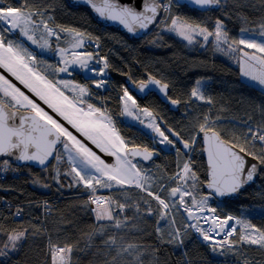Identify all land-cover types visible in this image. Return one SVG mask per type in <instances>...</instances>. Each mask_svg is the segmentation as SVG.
Returning <instances> with one entry per match:
<instances>
[{"label":"snow or ice","instance_id":"6c2138e0","mask_svg":"<svg viewBox=\"0 0 264 264\" xmlns=\"http://www.w3.org/2000/svg\"><path fill=\"white\" fill-rule=\"evenodd\" d=\"M83 2L90 5L100 17L119 21L130 34L136 33L138 29L147 30L151 25L157 27L167 25V31L176 33L188 45L198 43L197 36L203 39L204 44L201 46L208 44L209 38L214 37L211 46L224 54L239 53L238 62L243 76L264 90V55H256V52L264 54V43H256L252 38L231 40L225 30L226 26L219 19L215 22L214 31H209L200 24L189 23L179 16H173V9L184 0H129L124 4L119 0ZM190 2L204 8L222 6L227 0ZM28 6L29 0H24L19 7L3 6L0 0V69L3 70L0 71V157L4 158L0 163L2 173L16 171L12 168V161L34 162L45 170L52 165V161H56L52 166L54 174L51 180L58 184L57 190L64 187L60 184V176L63 175L71 178L69 188L81 187L93 194L98 189L113 188L118 190L135 188L145 193L146 197L141 196L137 203H128V210L135 209L134 217L137 219L141 216H158L157 224L164 222L169 242L178 247L183 245L189 232L194 230L204 242L210 244L211 251L219 252L220 255L235 254L236 241L230 238L237 232L236 225H243L246 232L239 237L240 243L259 245L264 249V230L231 215L221 219L217 208L211 207L209 203L213 198L238 194L244 186L264 173V120L255 127L251 123H246L244 126L248 131L243 133L244 143L240 144L239 140L231 143L221 139L220 134L213 130L212 122L205 117V122L199 125L197 132L198 135L202 134L203 143L206 145L203 151L207 153L210 179L205 184L193 171L194 163L191 157L189 156L188 160L179 158L184 154L182 149L189 154L196 151L198 144L196 136L184 139L180 132L169 127L166 121L149 107H140L127 86H121L122 94L119 96L123 105L121 115L133 118L142 126L147 121L146 127L153 133L154 143L163 148H174L177 153L175 173L167 177L166 182L154 180L147 174V170L138 167L134 160L141 157L143 161H150L159 153L150 151L147 147H129L130 142H126L120 135L108 110L103 105L97 107L91 102L95 96L91 87L60 76L69 73L70 67L75 65L106 77L109 62L105 56L99 55V37L93 41L92 37H86L81 32L49 27L47 19L51 17H48L47 10L33 12L27 10ZM158 15H163L164 18L158 19ZM37 17L43 19L38 21ZM163 30L165 29H161ZM248 31L250 30L241 29V35ZM16 32L40 49H50L48 38L56 37L57 47L51 50L58 54L59 64H48L43 59H38L22 41L10 38ZM66 32L72 36L73 42L70 47H61L59 34ZM157 35L159 36V33ZM260 35L264 36V31ZM86 41L95 44L97 50L95 55L92 51L78 50L84 48ZM239 46L255 51L250 55ZM93 64H102V67L97 71ZM12 78L26 91L17 86ZM205 83L203 80H197L198 87L191 90L190 96L203 101L205 95L202 86ZM94 84L96 88L103 89L108 80L98 79ZM129 84H132L141 95H145L146 90L153 86L171 105L181 103L180 100L167 96L169 88L167 83H162L152 76L138 84L129 77ZM40 102L48 110L41 106ZM161 124H164V127H161ZM193 131H197L195 127ZM77 134L81 138H78ZM85 141L91 142V145L101 153L115 157V163H106ZM257 143L262 145L260 151L255 150ZM177 144L180 147H176ZM65 158L70 167L67 172L61 173L59 165ZM168 182L175 183L176 186L169 190ZM201 186L209 190L207 195H199ZM130 199L126 197V201ZM153 202L156 207H153ZM90 203L96 206L92 209L95 219L98 222H109L108 225L101 226V232L105 227L120 229L127 223L126 218H121L122 213L126 211L125 204L96 195H93ZM43 207L46 210L45 215L50 214L48 211L50 206L45 203ZM174 209H183L187 213V223L177 224ZM21 214V209L14 213L16 216ZM230 221L235 223L230 224ZM2 231L3 227L0 226V232ZM156 231L160 233L162 229L157 227ZM27 232L28 230H18L8 235L6 241L0 242V259L8 258L12 251L17 250L18 242L26 237ZM106 243L114 245L115 239ZM49 247L52 264H64L62 254L70 252L71 249L54 247L51 241ZM135 247L129 245L122 251H129ZM245 264H255V261H246Z\"/></svg>","mask_w":264,"mask_h":264},{"label":"trees","instance_id":"16d2710c","mask_svg":"<svg viewBox=\"0 0 264 264\" xmlns=\"http://www.w3.org/2000/svg\"><path fill=\"white\" fill-rule=\"evenodd\" d=\"M3 6H21L24 0H2ZM31 11L47 10L50 25L68 30H79L95 41L99 37V55L105 56L109 62L108 88L97 89L83 79L95 96L91 102L97 107L103 105L116 124L117 130L129 145L150 148L153 142L144 132L135 126L121 121V86L122 80L115 75L130 74L134 81L145 79L146 74L153 75L170 86V97L181 101V112L171 111L156 95L150 94L142 107L157 113L174 131L181 133L184 139L195 135L198 141L196 151L189 156L194 163L193 171L199 180H206V163L202 156V147L197 137L199 125L205 117L212 122V127L224 139L231 143L239 140L244 143L243 133L251 123L253 127L264 120V91L241 78L240 68L222 57L211 46V41L204 44L203 39L196 37L197 42L188 45L177 34L161 26L144 38L136 41L127 39L122 34L102 27L94 22L84 9L71 8L65 0H29ZM173 16H179L189 23L200 24L214 31L215 22L221 20L231 40L238 41L243 28L256 29L264 25V0H227L219 9L204 11L195 10L179 4L173 9ZM164 17H162L163 19ZM159 33V36L157 35ZM64 33L60 34L63 37ZM19 33L10 38L18 39ZM156 41V43H152ZM65 46L66 43H60ZM46 63H53L52 58L37 56ZM52 78V77H51ZM205 78L207 82L202 89L203 101L190 96L191 90L197 87L196 81ZM197 131H193V128ZM262 145L257 143L255 150L260 151ZM183 154L180 159H189ZM177 153H162L159 160L153 161L147 168L154 180L166 182L167 177L176 171ZM2 163V161H0ZM47 170L30 166H16V171L2 173L0 169V242L6 241L8 235L18 230H28L26 237L18 244V248L0 264H52L49 253L51 244L64 245L71 249L65 264H245L255 261L264 264V249L259 245L240 243L239 237L245 234L243 225H238L237 232L230 239L236 241L235 254L220 255L211 251L210 244L201 241L195 232H189L183 245L178 247L169 242L167 228L163 221L157 224L158 216L134 217L135 209L128 210V203L135 204L146 194L138 189L113 188L107 194L112 201L125 204L126 211L121 218H126L124 227H105L108 221L98 222L89 202V191L81 187L69 188L70 177L60 176V184L51 180L54 174L53 165ZM64 160L60 163L61 173L69 170ZM37 181L38 183H33ZM48 184L49 187L42 185ZM175 183L168 182L170 189ZM106 194V191L102 192ZM199 194L207 195L202 186ZM264 173L258 183L233 200L219 201L213 199L212 207H216L221 216L233 215L256 228L264 230ZM126 197L130 200L126 201ZM163 198V197H162ZM88 202V203H86ZM50 208L45 215L43 205ZM153 207H156L153 202ZM17 209L22 210L20 216L14 215ZM143 211V208H142ZM177 224L187 223L184 213L174 209ZM157 227L162 231L158 233ZM38 230V232L33 231ZM115 239V244L106 243ZM135 245L134 249H127Z\"/></svg>","mask_w":264,"mask_h":264},{"label":"rangeland","instance_id":"374dc122","mask_svg":"<svg viewBox=\"0 0 264 264\" xmlns=\"http://www.w3.org/2000/svg\"><path fill=\"white\" fill-rule=\"evenodd\" d=\"M2 4H3V2H2ZM27 10H29V9H27ZM31 11V10H30ZM36 10H34L33 12H35ZM38 21L40 20V19H43V18H40V17H37L36 18ZM47 23L49 24V22H48V19H47ZM169 24H170V21L168 22ZM161 26V28L162 29H167V25H160ZM49 27H53V28H55V29H57L56 27H54V26H52V25H50L49 24ZM243 29H247V28H243ZM248 30H250V29H248ZM72 31H76V32H81V31H79V30H72ZM262 31H264V25L263 26H261V27H257L256 29H252V30H250V31H248V32H245L244 34H243V36L241 35V30H240V33H239V39H241V38H252V39H254V41L256 42V43H264V36H261L260 35V33L262 32ZM16 33H18V32H16ZM15 33V34H16ZM81 33H83V32H81ZM172 33H174V32H172ZM176 34V33H175ZM37 35H39V33H37ZM60 35V34H59ZM85 35V34H84ZM86 36V35H85ZM87 37V36H86ZM197 37H199V36H197ZM200 38H202V37H200ZM12 39H16V38H12ZM49 39V41H50V45H51V48H55V47H57V41H56V37H49L48 38ZM16 40H20V41H22L27 47H29V49L31 50V51H33L34 52V54H36L37 56H43V57H47V58H52V60H53V63H50V64H56V65H58L59 64V56H58V54L56 53V52H54V51H52L51 50V48L50 49H40L38 46H36V45H32L29 41H27V39L25 38V37H23V36H21L20 34H19V37H18V39H16ZM213 41L214 40V37H210L209 38V41ZM73 42V38H72V36L69 34V33H64V36L63 37H60V43H66V45L65 46H62V45H60V43H59V46H61V47H70V45H71V43ZM206 45V44H205ZM239 47H241V48H244V51H246V52H248L250 55L255 51V50H252V49H247V48H245L244 46H239ZM78 50H86V51H92L93 53H94V55L96 54V47H95V44L94 43H90V42H87L86 41V43H85V46H84V48L83 49H78ZM99 50V49H98ZM217 53H219L222 57H224V58H226L228 61H230V62H232L233 64H236V65H238L239 66V68H240V73H241V78L244 80V81H246L247 83H249V84H251V85H254V86H256V87H258V88H260V89H262L261 88V86H259L257 83H255V82H252L249 78H247V77H244L243 76V74H242V72H241V66H240V63L238 62L239 61V57H240V54L239 53H236L235 55H232V54H224V53H222V52H218L217 51ZM256 55H258V56H260V55H264V54H260L259 52H256ZM96 68H97V71H98V67H97V65L98 64H93ZM99 66H101V64H99ZM91 74H93L94 75V77H90V76H88V73H87V71L85 70V69H80L78 66H75V65H73V66H71L70 67V70H69V73H67V74H60V76H61V78H63V79H67V80H70V81H73V82H75V83H79V84H87V83H85V82H82V80L83 79H89L90 81L88 82V84L90 85V86H93L94 88H96L95 87V84H94V81L95 80H98V79H107L108 80V78H110V75H108L107 77H104V76H98L96 73H93V72H91ZM50 79H51V77H49ZM199 80H203V81H205V82H207V79H205V78H201V79H199ZM87 84V85H88ZM109 84V83H108ZM108 84L106 85V87L105 88H103V89H106V88H108ZM206 84V83H205ZM205 84L202 86V89L204 88V86H205ZM197 87H198V85H197ZM98 89V88H97ZM264 91V90H263ZM134 97H135V95H133ZM136 98V97H135ZM137 99V98H136ZM137 102H138V105L140 106V107H142L140 104H139V100L137 99ZM122 105V104H121ZM121 110L123 111V105L121 106ZM122 113V112H121ZM121 121L122 122H124L125 124H128V125H131V126H135V127H137V128H139L142 132H144L148 137H150L151 138V140H152V142H153V144H154V141H153V139H152V137H153V133L151 132V130H149V129H147V127H146V124H147V121H145V125H140L139 124V122L138 121H135V120H133V118H131V117H127V116H124V115H121ZM159 122V121H158ZM155 144H157L161 149H163L164 151H169V152H175L176 153V151H175V149L174 148H163L161 145H159L158 143H155ZM177 147V146H176ZM184 160H186V159H184ZM65 161H66V158H65ZM67 162V161H66ZM134 162H137V161H135L134 160ZM137 166L138 167H141V168H143V169H146L147 170V174L148 175H150L149 174V169L147 168V166H143V165H141V164H139L138 162H137ZM189 183H191L190 181H189ZM176 186V184L173 186V187H175ZM110 190H112V189H98L97 190V192L95 193V194H93V193H91V192H88L89 193V201H90V199L93 197V195H96V196H105V197H109L110 198V196L107 194V192H109ZM170 190V189H169ZM104 191H106V194L104 193H102V192H104ZM200 196H203V195H201V194H199ZM197 198H199V196L197 197ZM212 201H213V199L212 200H210V206L212 207ZM188 202L190 203L191 201H190V198H188ZM91 204V203H90ZM91 206H93V209L96 207L94 204H91ZM182 212H183V210L182 209H180ZM118 211V210H117ZM94 213V212H93ZM184 213V212H183ZM184 215H185V213H184ZM94 216H95V214H94ZM185 217H186V215H185ZM187 218V217H186ZM238 225H236V227H237ZM14 234V233H13ZM196 234V233H195ZM21 242V241H20ZM20 242H18V244L20 243ZM49 246V245H48ZM66 263V259L64 260V264Z\"/></svg>","mask_w":264,"mask_h":264},{"label":"water","instance_id":"95a60500","mask_svg":"<svg viewBox=\"0 0 264 264\" xmlns=\"http://www.w3.org/2000/svg\"><path fill=\"white\" fill-rule=\"evenodd\" d=\"M66 3L68 4V6H70L71 8H79V9H84L85 11H87L90 16L92 17V19L94 20L95 23H97L98 25L102 26V27H105V28H109V29H112L120 34H122L123 36H125L127 39L131 40V41H136V40H140L142 38H144L146 35H148L152 30L153 28H155L157 25H151L149 27V29L147 30H137L136 33L134 34H130L127 32L126 28L121 25L119 23V21H110L106 18H102L99 16V14L95 13V11L91 8L90 5H86L83 0H65ZM97 3H100L101 0H96ZM119 2L121 4H124V3H128L129 0H119ZM182 5H186L190 8H193L195 10H199V11H204V10H208V9H219L220 6H205L204 8H201L200 6H195L193 5L190 0H184L183 3H181ZM163 15H158V19H162ZM115 75L117 77H119L122 82L124 83L125 86H127L129 88V91L135 95V97L139 100V101H144L148 95L150 94H154L156 95L171 111H173L174 113L176 114H180L181 112V104L179 105H176V106H173L170 104L169 100L165 99L164 95H162L157 88L153 87V86H150L149 89L146 90V94L145 95H141L137 90L136 88H134L132 86V84H129V77L131 78L130 74H120V73H115ZM149 76H152L154 77L155 79H159L153 75H150V74H146L145 76V79L143 80H139V81H134L132 78L131 80L135 83V84H138L140 81H144V80H147V78ZM160 80V79H159ZM162 83H165L161 80ZM167 96L170 97V86L168 88V91H167ZM171 98V97H170ZM172 99V98H171ZM161 127H164V124H161ZM214 130V129H213ZM216 131V130H214ZM217 132V131H216ZM221 136V135H220ZM197 137L199 138L200 140V144H201V147H202V156L205 160V163H206V169H207V173H206V180L204 181V183L206 184L207 180L210 179V173H209V166H208V162H207V153L206 151H203V149H205L206 145H204L203 143V137H202V134H199L197 135ZM171 138V137H170ZM221 139L225 140V141H228L226 139H224L222 136H221ZM229 142V141H228ZM178 147H180L179 144H177ZM130 147H135V146H130ZM141 148H144L142 146H139ZM148 148V147H147ZM150 151H153V152H158L159 155L153 157L152 160L150 161H143L141 157H137L135 158V160H138L140 162H142L143 164H145L146 166H149L152 161H155V160H158L160 157H161V152L158 151V150H155V149H150L148 148ZM182 152L186 155V156H189L190 154L188 152H186L185 150L182 149ZM4 158L3 157H0V161H2ZM53 162V161H52ZM12 163L16 166H30L32 168H35V169H43L41 166H38L36 163L34 162H27V163H20V162H16V161H12ZM259 178L260 176H257L253 182H250L249 184H247L246 186H244L238 194L234 195V196H230V197H222V198H214L216 200H219V201H224V200H233V199H237L241 196L242 193L246 192L247 190L253 188L259 181ZM203 191L207 194L208 193V189L206 187H203Z\"/></svg>","mask_w":264,"mask_h":264},{"label":"bare ground","instance_id":"6f19581e","mask_svg":"<svg viewBox=\"0 0 264 264\" xmlns=\"http://www.w3.org/2000/svg\"><path fill=\"white\" fill-rule=\"evenodd\" d=\"M0 71H3V70L0 69ZM12 79H13V82L17 83V86L21 87L22 90H25V89H23V86H22V85H19V82H18V81H15L14 78H12ZM25 91H26V90H25ZM26 94H28V93L26 92ZM38 102H39V101H38ZM40 103H41V106L45 107V109L48 110V109L46 108V106H44V105L42 104V102H40ZM49 111H50V110H49ZM70 130H72V129H70ZM73 131H74V130H73ZM74 134H76V133L74 132ZM77 135H78V134H77ZM78 138H81V137H79V135H78ZM85 142L88 144L89 147H92V148H93V151H96L97 154L100 155L101 158H102L106 163H108V164H113V163H115V157L109 156V155H107V154H105V153H101L98 149L95 148L94 145H91V142H88V141H85ZM223 217H224V216H223ZM221 219H222V218H221ZM229 223L232 224L231 222H229ZM218 238H219V237H218Z\"/></svg>","mask_w":264,"mask_h":264},{"label":"built area","instance_id":"2783aa9c","mask_svg":"<svg viewBox=\"0 0 264 264\" xmlns=\"http://www.w3.org/2000/svg\"><path fill=\"white\" fill-rule=\"evenodd\" d=\"M106 72H107V70H106ZM107 74H108V72H107ZM248 131V130H247ZM90 202V201H89ZM183 210V209H182ZM184 212V211H183ZM185 213V215H186V217H187V213L186 212H184ZM228 216V215H227ZM231 216H233V215H231ZM225 217V216H224ZM223 216H221V218L223 219L224 218ZM232 224H234L235 223V221H230ZM205 227H207V225H205ZM194 231V230H193ZM197 235V237L201 240V241H203L202 240V238L201 237H199V235L198 234H196ZM219 238H222V237H219ZM204 242V241H203ZM206 244H208V242H205ZM52 246H54V247H65V248H67L66 246H64V245H57V244H52ZM48 248H49V253H50V255L52 256V253H51V250H50V247L48 246ZM67 254H68V252H66V253H64V254H62L63 256H64V260L66 259L67 260Z\"/></svg>","mask_w":264,"mask_h":264},{"label":"flooded vegetation","instance_id":"af4514ba","mask_svg":"<svg viewBox=\"0 0 264 264\" xmlns=\"http://www.w3.org/2000/svg\"><path fill=\"white\" fill-rule=\"evenodd\" d=\"M90 81V80H89ZM142 102V101H141ZM127 142V141H126ZM130 146H133V145H129V147ZM177 146V145H176ZM178 147V146H177ZM150 149H155V150H158V151H160L161 152V156H162V153H164L165 151L163 150V149H161L157 144H153V145H151V147H150ZM168 152V151H167ZM173 153H175V152H173ZM161 158V157H160ZM159 158V159H160ZM158 159V160H159ZM135 161H137L139 164H141V165H143V166H146L145 164H143L142 162H140V161H138V160H135ZM156 161V160H155ZM153 162V161H152ZM148 167V166H147Z\"/></svg>","mask_w":264,"mask_h":264}]
</instances>
